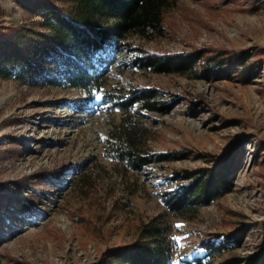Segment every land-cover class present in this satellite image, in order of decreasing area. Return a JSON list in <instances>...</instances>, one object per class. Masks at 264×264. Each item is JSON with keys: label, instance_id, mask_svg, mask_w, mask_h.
<instances>
[{"label": "rangeland", "instance_id": "rangeland-1", "mask_svg": "<svg viewBox=\"0 0 264 264\" xmlns=\"http://www.w3.org/2000/svg\"><path fill=\"white\" fill-rule=\"evenodd\" d=\"M48 1L0 0V28L50 33ZM163 53L197 62L140 66ZM235 55L247 74L219 64ZM92 62L90 88L55 62L53 82L0 72V264H122L113 250L136 242L163 245L171 264H243L261 251L264 0H171L160 32L127 33ZM144 89L156 107L137 99ZM129 146L148 162L124 157ZM229 160L222 194L168 206Z\"/></svg>", "mask_w": 264, "mask_h": 264}, {"label": "trees", "instance_id": "trees-1", "mask_svg": "<svg viewBox=\"0 0 264 264\" xmlns=\"http://www.w3.org/2000/svg\"><path fill=\"white\" fill-rule=\"evenodd\" d=\"M66 1H69V9L57 7L54 0L44 5L49 8L47 25L52 30L50 33L29 35L21 28L6 31L0 28V72L13 69L30 80L39 77L53 82L56 79L48 73L52 70L48 65L55 62L61 66L62 76L70 84L90 88L93 81L90 70L94 68L92 60L97 54L116 48L119 38L127 33L160 32L164 8L171 0ZM235 56L222 58L219 64H230L229 68L241 64V72L247 74L251 67L245 66L243 56ZM139 62L140 66L151 67L157 72H183L196 65L197 55H145L139 58ZM153 93L155 91L144 89L137 99H144L149 106H153L149 102ZM124 157L137 165L148 162V158L138 155L132 146L126 149ZM229 165L230 160L209 170L206 175L197 176L195 182L187 184L166 201L168 206L184 212L196 204H208L229 186ZM211 244L206 240V246ZM112 253L122 264H171L170 253L163 245L136 242L117 248ZM243 264H264L263 246Z\"/></svg>", "mask_w": 264, "mask_h": 264}, {"label": "snow or ice", "instance_id": "snow-or-ice-1", "mask_svg": "<svg viewBox=\"0 0 264 264\" xmlns=\"http://www.w3.org/2000/svg\"><path fill=\"white\" fill-rule=\"evenodd\" d=\"M96 99L99 100L101 99V97L97 96ZM174 239L177 241V243L179 242V238H174Z\"/></svg>", "mask_w": 264, "mask_h": 264}]
</instances>
